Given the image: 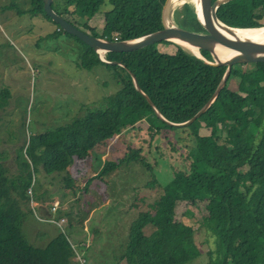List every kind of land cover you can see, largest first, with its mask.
<instances>
[{
  "label": "trees",
  "instance_id": "trees-1",
  "mask_svg": "<svg viewBox=\"0 0 264 264\" xmlns=\"http://www.w3.org/2000/svg\"><path fill=\"white\" fill-rule=\"evenodd\" d=\"M28 1L25 9L12 4L6 8L18 15L42 14L57 25L56 31L63 32L44 12L42 0ZM166 1L53 0L51 6L83 32L90 29L100 39L127 41L163 28ZM182 6L178 17L184 22L177 26L202 32L195 0ZM102 7L104 24L98 34L88 22ZM262 9L264 0H229L218 8L217 18L236 30L264 28L263 15L255 13ZM67 35L81 44V50L75 52L80 67L92 70L97 64L104 65L113 71L118 89L106 97L104 105L86 108L67 124L30 136L23 153L15 158L13 175L0 162V264H80L74 259L78 251L65 227L44 247L26 242L22 204L40 202L42 197L38 184L29 193L32 181L36 174L64 171L75 165L74 158L84 159L98 145L106 146L125 130L143 126L149 132L147 153L130 148L119 159L105 160L88 179H101L124 165L143 164L153 176L146 184L162 188L158 199L147 203L149 209L131 222L121 259L126 264L191 262L201 256L194 239L197 226L215 236V264H264V62L253 63V68L233 64L205 111L194 122L175 126L169 122L187 121L213 96L226 65H215L206 51L197 55L191 47L173 42L159 43L175 46L172 54L160 52L159 44L132 53L103 52L107 60L118 62L110 64L78 38ZM8 98L9 90L1 89L0 110ZM165 156L181 160L182 166H172L170 180L162 185L153 170L158 157ZM69 176L63 180L70 186L75 177ZM75 246L83 254L84 247Z\"/></svg>",
  "mask_w": 264,
  "mask_h": 264
},
{
  "label": "rangeland",
  "instance_id": "rangeland-1",
  "mask_svg": "<svg viewBox=\"0 0 264 264\" xmlns=\"http://www.w3.org/2000/svg\"><path fill=\"white\" fill-rule=\"evenodd\" d=\"M186 1L188 0L166 2V16H163L165 23L179 25L184 22L178 17V13ZM195 2L194 12L198 15L199 3L198 0ZM9 4L25 9L29 6V1L0 0V90H9L7 105L0 110V162L7 167V174L11 176L17 167L15 158L23 153L22 147L30 136L67 124L74 115L83 113L86 108L104 105L106 97L117 92L118 85L113 71L104 65L97 64L92 70L81 68L80 62H76L79 58L75 61V52L81 50V44L64 31H56L57 25L44 15H18L14 10L6 8ZM103 9L104 7L88 22L90 28L98 34L104 24ZM255 13H261L264 20V9ZM85 32L92 34L90 29ZM157 48L168 54L176 50L171 44H159ZM101 55L105 60L103 53ZM245 64L254 67L253 63ZM148 140L146 126L140 130L129 128L121 135L109 139L108 145L95 147L90 156L79 160L74 158L76 163L68 167V170L50 175L36 174L32 187L37 184L41 186V200L28 206L22 204L26 214L22 226L26 242L34 247H44L49 242V224L60 230L71 223L77 231L83 226L81 220L91 213L87 227L93 237L85 239L83 234L87 227L83 229L84 232H79L78 238L82 239L84 250L83 254L78 250L75 261L85 260L88 264H126L121 257L129 226L140 212L149 209L147 203L158 199L162 188L156 183L146 184L148 180L153 181V176L143 164L124 165L101 179L92 178L89 182L88 179L96 175L105 160L119 159L130 148H142L143 154L147 153ZM155 141L160 142L159 139ZM169 157H158V164L153 170L162 185L170 180L172 166H182L181 160H171ZM69 175L76 179L71 181L70 186L69 181L63 180V177H70ZM54 199L58 202H52ZM59 200L63 202L60 203ZM104 202L109 203L101 206V216L98 218V209L94 212V208ZM54 205L56 211L52 212ZM114 205H117L119 220L116 222L110 215L106 217L109 223H116L117 227L110 228L109 231L105 229L103 236L100 235V239L108 237L107 241L112 239L114 244L110 245L103 240L101 243L100 240L99 247L97 220H105L106 217L102 215H106L107 209ZM49 213L53 218L49 219ZM196 215L200 218L198 213ZM151 230L150 228L149 231ZM194 230L195 243L201 256L186 264H215V236L204 227L196 226ZM37 235L42 237L37 238ZM110 246L112 250H108ZM74 249L76 250L75 246Z\"/></svg>",
  "mask_w": 264,
  "mask_h": 264
},
{
  "label": "water",
  "instance_id": "water-1",
  "mask_svg": "<svg viewBox=\"0 0 264 264\" xmlns=\"http://www.w3.org/2000/svg\"><path fill=\"white\" fill-rule=\"evenodd\" d=\"M42 1H43L44 12L55 23H58L61 26L62 31H64L69 35H73L74 37L78 38L82 43L90 47L92 50H95L99 58L107 63L117 64L118 62L115 61L108 62L104 60L101 55V53L103 52L113 51V52L132 53L144 49L146 47H149L151 45L159 44L161 42L178 43L173 39L181 38L185 44L183 43H179V44L186 45L187 43H189L191 45L189 47H193V48L195 47V49H197L198 52L201 50L210 53V55L213 57L215 65H226L227 69L218 87L216 88L213 96L204 105H202L201 108L195 114H193L190 117V119H188L187 121L181 123L169 122L170 124L175 126L188 125L194 122L202 111H205V109L209 106V104L212 101H214L219 90L225 84L226 78L228 77L231 66L233 64L264 62V43L229 41L217 34L215 28V23L217 20H219L217 18V10L221 6V4L229 0H206L204 11H202V14L198 13L199 24L202 29V32L200 33L179 28V26L175 24H171L168 22L165 23L163 17V28L161 30L146 34L144 36L139 37L138 39L128 40V41H107L104 39L91 36L75 28L74 24H72L64 17H62L60 14L55 12L51 6L53 0H42ZM166 2H169V0H167ZM165 13H163V16H166ZM258 29H262V28H258ZM186 46H188V44ZM216 49L224 52L227 56H229V58L227 60H220L219 58H217L214 55V51ZM198 52H196L197 55ZM132 76L134 78L138 90H140L138 87L137 79L135 78V75L133 73ZM147 100L149 104L155 107L148 98ZM156 112L158 115L163 117L157 109Z\"/></svg>",
  "mask_w": 264,
  "mask_h": 264
},
{
  "label": "crops",
  "instance_id": "crops-1",
  "mask_svg": "<svg viewBox=\"0 0 264 264\" xmlns=\"http://www.w3.org/2000/svg\"><path fill=\"white\" fill-rule=\"evenodd\" d=\"M60 201V203H62L61 202V200H59ZM52 202H58L57 200H55L54 199V201H52ZM109 202H104L103 204H101L100 206H97V207H95L94 208V212L96 211V209H98V214H99V217L98 218H100V216H101V214L99 213V211H100V208H101V206H103V205H106V204H108ZM40 208H41V206H40ZM107 213H106V215H102V217H106L107 215H110V216H112V217H114L115 218V221L117 222L118 220H119V211H118V208H117V205H114V206H112V207H110L109 209H107ZM52 215H50V213H49V218L51 217ZM61 216V215H60ZM66 217H69V216H67V215H65ZM61 217H63V216H61ZM57 219H59V217L57 216L56 217ZM91 220V213L90 214H88V215H86V217L83 219V220H81L82 221V223H83V226H81V224H78L79 226H81L80 227V229L79 230H77L76 231V229H75V227H73V226H64L65 227V229H64V231L68 234V236H70V238H71V240H72V242L73 243H75V244H79L80 242H81V240L82 239H80L79 240V238H78V234H79V232L80 231H82V232H84L83 231V229H85V227H87V223L89 222ZM98 221V227H97V232H98V238H97V242H98V246L100 245V240H101V243H102V240H103V242H106L107 241V238L108 237H103L102 239H100V235H102L103 236V232H105V229H107V231H109V229L110 228H112V229H116V227H117V224L116 223H114V224H112V223H109V221H108V218L106 217L105 218V220L103 219H99V220H97ZM88 228V227H87ZM102 230H104V231H102ZM58 232H59V230H58V228L57 227H54V226H52V225H50L49 224V241L53 238V237H55L57 234H58ZM73 235V236H72ZM84 235V237H85V239L88 237H90V236H92L93 237V235L90 233V230H89V228L88 229H86V232L83 234ZM127 236V235H126ZM37 238H41L42 236L41 235H37L36 236ZM84 239V240H85ZM110 245H113L114 243L112 242V239H108V241H107ZM43 247V246H42ZM100 247V246H99ZM108 250H112V246H110L109 248H108Z\"/></svg>",
  "mask_w": 264,
  "mask_h": 264
},
{
  "label": "bare ground",
  "instance_id": "bare-ground-1",
  "mask_svg": "<svg viewBox=\"0 0 264 264\" xmlns=\"http://www.w3.org/2000/svg\"><path fill=\"white\" fill-rule=\"evenodd\" d=\"M198 3H199L198 4L199 14H202V11H204V6L206 3V0H198ZM175 18H177V17H175ZM175 20H177V19H175ZM215 28H216V32L219 36H221L224 39H227L229 41L264 43V28H262V29H249V30H236V29L229 28V26H227L226 24H224L220 20L216 21ZM173 40L177 41L178 43L185 44L181 38H174ZM187 44H188V46H191L189 43H187ZM191 48H193V47H191ZM193 49L196 52H198L197 49H195V47ZM194 50H193V52L196 53ZM198 54H199V52H198ZM214 55L217 58H219L220 60H227L229 58V56H227L224 52H222L218 49H216L214 51Z\"/></svg>",
  "mask_w": 264,
  "mask_h": 264
},
{
  "label": "built area",
  "instance_id": "built-area-1",
  "mask_svg": "<svg viewBox=\"0 0 264 264\" xmlns=\"http://www.w3.org/2000/svg\"><path fill=\"white\" fill-rule=\"evenodd\" d=\"M33 181H35V178L33 179ZM33 181H32V184H33ZM31 187H32V185L30 186V188H29V193L31 192ZM32 202H36L35 200H31V202H30V204L32 203ZM32 208H34V207H32ZM51 211L52 212H55L56 211V206L54 205L52 208H51ZM52 218H53V216H51ZM50 219V218H49ZM54 220H55V217H54ZM62 222H63V220H61ZM60 226V225H59ZM83 247H84V245H82ZM82 255V254H81ZM77 256H78V252H77ZM80 264H85V260H83V261H80L79 262Z\"/></svg>",
  "mask_w": 264,
  "mask_h": 264
},
{
  "label": "clouds",
  "instance_id": "clouds-1",
  "mask_svg": "<svg viewBox=\"0 0 264 264\" xmlns=\"http://www.w3.org/2000/svg\"><path fill=\"white\" fill-rule=\"evenodd\" d=\"M56 219H57V218H56ZM57 220H58V219H57ZM70 242H71V244H72V247L74 248L75 243H73L72 240H70ZM79 244H80V247H82V245H83V241H81ZM81 244H82V245H81ZM75 248H76V250L74 249L75 252L78 251V250H80V248H77L76 246H75Z\"/></svg>",
  "mask_w": 264,
  "mask_h": 264
}]
</instances>
